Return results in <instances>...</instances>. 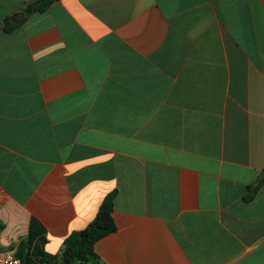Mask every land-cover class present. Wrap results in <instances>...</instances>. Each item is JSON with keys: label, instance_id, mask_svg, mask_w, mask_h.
<instances>
[{"label": "crops", "instance_id": "crops-1", "mask_svg": "<svg viewBox=\"0 0 264 264\" xmlns=\"http://www.w3.org/2000/svg\"><path fill=\"white\" fill-rule=\"evenodd\" d=\"M34 1L0 0V253L54 264L112 196L103 264H264V0Z\"/></svg>", "mask_w": 264, "mask_h": 264}, {"label": "trees", "instance_id": "trees-1", "mask_svg": "<svg viewBox=\"0 0 264 264\" xmlns=\"http://www.w3.org/2000/svg\"><path fill=\"white\" fill-rule=\"evenodd\" d=\"M56 0H36L24 8L28 16L45 11ZM15 25L5 27L10 31ZM112 196L107 197L93 220L81 231L72 233L64 241L62 253L55 259L54 264H103L94 251V244L104 236L115 231L112 213Z\"/></svg>", "mask_w": 264, "mask_h": 264}, {"label": "built area", "instance_id": "built-area-1", "mask_svg": "<svg viewBox=\"0 0 264 264\" xmlns=\"http://www.w3.org/2000/svg\"><path fill=\"white\" fill-rule=\"evenodd\" d=\"M0 264H21L20 260L11 253H0Z\"/></svg>", "mask_w": 264, "mask_h": 264}, {"label": "water", "instance_id": "water-1", "mask_svg": "<svg viewBox=\"0 0 264 264\" xmlns=\"http://www.w3.org/2000/svg\"><path fill=\"white\" fill-rule=\"evenodd\" d=\"M12 20L14 23L18 24V23L24 22L25 16L23 13H16L13 15Z\"/></svg>", "mask_w": 264, "mask_h": 264}]
</instances>
